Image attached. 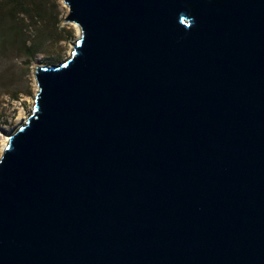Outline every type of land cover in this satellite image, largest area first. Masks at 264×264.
Returning a JSON list of instances; mask_svg holds the SVG:
<instances>
[{"label":"water","instance_id":"1","mask_svg":"<svg viewBox=\"0 0 264 264\" xmlns=\"http://www.w3.org/2000/svg\"><path fill=\"white\" fill-rule=\"evenodd\" d=\"M0 160V264H264V0H63Z\"/></svg>","mask_w":264,"mask_h":264},{"label":"rangeland","instance_id":"2","mask_svg":"<svg viewBox=\"0 0 264 264\" xmlns=\"http://www.w3.org/2000/svg\"><path fill=\"white\" fill-rule=\"evenodd\" d=\"M68 14L63 0H0V154L33 110L36 69L65 62L80 39Z\"/></svg>","mask_w":264,"mask_h":264},{"label":"bare ground","instance_id":"3","mask_svg":"<svg viewBox=\"0 0 264 264\" xmlns=\"http://www.w3.org/2000/svg\"><path fill=\"white\" fill-rule=\"evenodd\" d=\"M74 27L78 29L79 35H81V29H80L77 25H74ZM79 38H80V36H79ZM34 100H35V99H34ZM28 116H29V115H28ZM28 116H26L25 114H23V115L20 116V120L26 122ZM25 122H24V123H25ZM22 125L24 126L25 124H20L19 126L22 127ZM9 141H10V140H9V136H7V138H6L5 141L3 142V146L5 147L6 145H8ZM4 147H3V148H4ZM2 155H3V152H1V154H0V160H1V158H2Z\"/></svg>","mask_w":264,"mask_h":264},{"label":"trees","instance_id":"4","mask_svg":"<svg viewBox=\"0 0 264 264\" xmlns=\"http://www.w3.org/2000/svg\"><path fill=\"white\" fill-rule=\"evenodd\" d=\"M16 3L18 2V1H20V0H14Z\"/></svg>","mask_w":264,"mask_h":264}]
</instances>
